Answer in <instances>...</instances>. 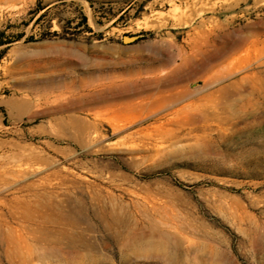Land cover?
<instances>
[{
	"label": "rangeland",
	"instance_id": "obj_1",
	"mask_svg": "<svg viewBox=\"0 0 264 264\" xmlns=\"http://www.w3.org/2000/svg\"><path fill=\"white\" fill-rule=\"evenodd\" d=\"M6 27L0 264H264V0H0Z\"/></svg>",
	"mask_w": 264,
	"mask_h": 264
},
{
	"label": "trees",
	"instance_id": "obj_2",
	"mask_svg": "<svg viewBox=\"0 0 264 264\" xmlns=\"http://www.w3.org/2000/svg\"><path fill=\"white\" fill-rule=\"evenodd\" d=\"M45 9V7H41L38 6L33 10V14H38L41 11H43ZM44 16V14H42L38 20H40L42 17ZM84 20H86V17H84ZM8 27L4 28V29H0V48L4 47V46H8L18 40H20L22 38L21 35L18 36H13L11 34H8L7 31Z\"/></svg>",
	"mask_w": 264,
	"mask_h": 264
},
{
	"label": "water",
	"instance_id": "obj_3",
	"mask_svg": "<svg viewBox=\"0 0 264 264\" xmlns=\"http://www.w3.org/2000/svg\"><path fill=\"white\" fill-rule=\"evenodd\" d=\"M130 39L128 37L124 38V42H128Z\"/></svg>",
	"mask_w": 264,
	"mask_h": 264
},
{
	"label": "bare ground",
	"instance_id": "obj_4",
	"mask_svg": "<svg viewBox=\"0 0 264 264\" xmlns=\"http://www.w3.org/2000/svg\"><path fill=\"white\" fill-rule=\"evenodd\" d=\"M60 233H61V231H60ZM63 234V233H62ZM68 239H70V237H68ZM59 245V244H58ZM53 246V245H52ZM68 246V245H67ZM58 247H60V246H58ZM71 249V248H70Z\"/></svg>",
	"mask_w": 264,
	"mask_h": 264
}]
</instances>
